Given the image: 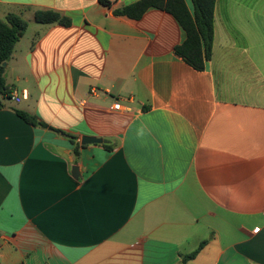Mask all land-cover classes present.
Returning a JSON list of instances; mask_svg holds the SVG:
<instances>
[{"label": "crops", "instance_id": "obj_1", "mask_svg": "<svg viewBox=\"0 0 264 264\" xmlns=\"http://www.w3.org/2000/svg\"><path fill=\"white\" fill-rule=\"evenodd\" d=\"M106 1L0 0L28 22L0 109V264H182L204 242L187 264H264V0H217L201 72L172 15Z\"/></svg>", "mask_w": 264, "mask_h": 264}, {"label": "trees", "instance_id": "obj_2", "mask_svg": "<svg viewBox=\"0 0 264 264\" xmlns=\"http://www.w3.org/2000/svg\"><path fill=\"white\" fill-rule=\"evenodd\" d=\"M194 12L191 13L185 0H140L134 4L115 11L118 16H127L134 20H140L152 8L160 9L172 15L181 25L186 34L182 45L175 48V54L196 71H204L206 63L211 61L215 42V9L217 0H191ZM105 6L110 2L101 0ZM35 19L41 25L59 24L65 27L71 26L70 19L62 16L54 10H37ZM28 28V22L21 17L9 14L6 20L0 18V109L4 108V101L11 99L10 89L7 85L5 74L7 64L15 51L16 44L20 41ZM18 116L26 123L33 126L46 127L39 123L38 119L26 112L16 110ZM74 141L75 138L71 137ZM79 145L75 148L78 155ZM105 148L111 150L108 145ZM204 242L196 251L185 255L182 264L196 259L204 248Z\"/></svg>", "mask_w": 264, "mask_h": 264}, {"label": "water", "instance_id": "obj_3", "mask_svg": "<svg viewBox=\"0 0 264 264\" xmlns=\"http://www.w3.org/2000/svg\"><path fill=\"white\" fill-rule=\"evenodd\" d=\"M8 64H5V67H7ZM8 74H5V77L7 78ZM107 140L105 139H101V138H94V137H84L81 140V144L83 146H88V145H103L106 144ZM73 175L75 176V178H80V172H79V167H74L73 168Z\"/></svg>", "mask_w": 264, "mask_h": 264}, {"label": "built area", "instance_id": "obj_4", "mask_svg": "<svg viewBox=\"0 0 264 264\" xmlns=\"http://www.w3.org/2000/svg\"><path fill=\"white\" fill-rule=\"evenodd\" d=\"M97 92H98L97 89H92V90L90 91V96H94V95H96ZM15 100H16L17 102L20 101V99H19L18 97H16ZM114 109H115V110H122V104H121L120 102H118L117 104H115Z\"/></svg>", "mask_w": 264, "mask_h": 264}, {"label": "rangeland", "instance_id": "obj_5", "mask_svg": "<svg viewBox=\"0 0 264 264\" xmlns=\"http://www.w3.org/2000/svg\"><path fill=\"white\" fill-rule=\"evenodd\" d=\"M8 81H9V82L12 81L11 76H10V78L8 79ZM6 101L9 102V103L15 104L16 106H19V105L16 104L15 102H11L10 99H9V100H6ZM20 106H21V105H20Z\"/></svg>", "mask_w": 264, "mask_h": 264}]
</instances>
